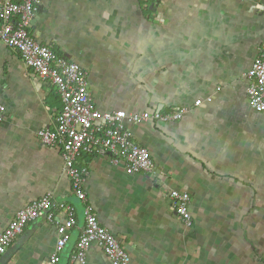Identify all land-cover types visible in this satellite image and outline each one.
Returning a JSON list of instances; mask_svg holds the SVG:
<instances>
[{"label":"crops","instance_id":"1","mask_svg":"<svg viewBox=\"0 0 264 264\" xmlns=\"http://www.w3.org/2000/svg\"><path fill=\"white\" fill-rule=\"evenodd\" d=\"M154 3L145 11L144 0H40L36 8L31 34L85 69L95 107L185 110L178 122L130 128L154 175L83 156L86 201L130 264H264V114L249 107L245 80L264 44V0ZM51 90L0 42V233L46 195L70 204L75 227L59 261L68 264L84 218L58 150L36 136L60 108ZM173 189L190 195L189 231L169 204ZM55 240L41 216L0 264H46ZM86 264L108 262L91 248Z\"/></svg>","mask_w":264,"mask_h":264},{"label":"built area","instance_id":"2","mask_svg":"<svg viewBox=\"0 0 264 264\" xmlns=\"http://www.w3.org/2000/svg\"><path fill=\"white\" fill-rule=\"evenodd\" d=\"M39 5L40 0H3L0 6V42L18 56L40 85L52 86L60 100V109L53 114L51 127L40 129L36 136L44 147L58 150L71 194L82 207L84 225L68 264H86L91 248L102 253L108 264H130L129 254L111 233L99 225L86 201L83 185L89 168L80 161L83 156L107 158L113 166H122L128 175H154L156 170L148 150L133 141L130 128L153 121L163 124L178 122L185 110L126 113L123 110L103 112L95 107L85 69L54 52L48 44L31 34V23ZM245 80L249 107L256 114H264V44L258 48ZM211 101V98L206 99V103ZM201 103L196 101L194 106ZM5 117L4 106L0 103V124L6 121ZM168 200L179 223L189 231L193 222L190 195L173 189L168 193ZM41 216L56 234L55 245L46 264H59L70 232L75 227V211L72 205L54 202L49 195L15 214L0 233V257L6 254L23 229Z\"/></svg>","mask_w":264,"mask_h":264},{"label":"trees","instance_id":"3","mask_svg":"<svg viewBox=\"0 0 264 264\" xmlns=\"http://www.w3.org/2000/svg\"><path fill=\"white\" fill-rule=\"evenodd\" d=\"M145 1V5L143 6V9L146 10H151L153 9V6L155 5L154 0H144ZM55 52V51H54ZM57 53V52H56ZM56 94V93H55ZM55 94L53 93V91L51 90L50 95L54 98L55 102H59L58 98L55 96ZM60 108H58L57 110H59Z\"/></svg>","mask_w":264,"mask_h":264}]
</instances>
